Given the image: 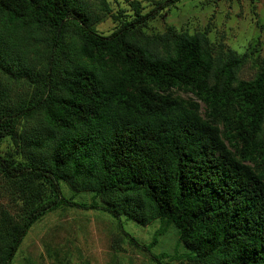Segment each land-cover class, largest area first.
Wrapping results in <instances>:
<instances>
[{"label": "trees", "instance_id": "obj_1", "mask_svg": "<svg viewBox=\"0 0 264 264\" xmlns=\"http://www.w3.org/2000/svg\"><path fill=\"white\" fill-rule=\"evenodd\" d=\"M180 1H130L102 35L85 0H0V73L33 88L12 101L0 84V140L22 155H0L22 201L19 219L0 212V264L63 204L159 221L148 246L124 231L138 248L173 226L193 264H264V64L238 80L246 55L215 57L206 33L144 32ZM22 118L36 125L18 144Z\"/></svg>", "mask_w": 264, "mask_h": 264}, {"label": "rangeland", "instance_id": "obj_2", "mask_svg": "<svg viewBox=\"0 0 264 264\" xmlns=\"http://www.w3.org/2000/svg\"><path fill=\"white\" fill-rule=\"evenodd\" d=\"M130 1H138L145 12L157 0H85L96 19V31L110 34L118 25L117 15L123 19L132 14ZM184 31L206 33L215 57L229 51L245 54L246 60L236 74L238 80H252L264 64V0H181L160 12L144 30L150 36L168 37ZM0 84L12 101L28 98L33 90L24 79L13 81L1 73ZM180 95L190 96L184 92ZM35 125L32 119L18 120V144ZM16 150L20 154L14 141L0 140V155L11 153L17 159L22 158ZM60 187L62 195L70 202L88 204L92 201L91 192H75L64 182H60ZM96 201L102 204L99 199ZM1 211L14 219L22 215L18 191L0 175ZM159 224L156 220L141 226L124 217L117 221L100 209L63 204L46 211L32 224L11 264H193L186 259V249L178 242L173 226H168L148 250L131 244L124 234L126 231L140 246H148Z\"/></svg>", "mask_w": 264, "mask_h": 264}]
</instances>
